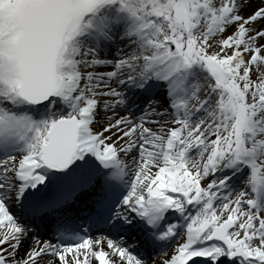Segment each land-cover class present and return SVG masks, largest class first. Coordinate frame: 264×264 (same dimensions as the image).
I'll return each instance as SVG.
<instances>
[{"label": "snow or ice", "instance_id": "1", "mask_svg": "<svg viewBox=\"0 0 264 264\" xmlns=\"http://www.w3.org/2000/svg\"><path fill=\"white\" fill-rule=\"evenodd\" d=\"M0 264H264V0H0Z\"/></svg>", "mask_w": 264, "mask_h": 264}, {"label": "rangeland", "instance_id": "2", "mask_svg": "<svg viewBox=\"0 0 264 264\" xmlns=\"http://www.w3.org/2000/svg\"><path fill=\"white\" fill-rule=\"evenodd\" d=\"M253 75H255V72H253Z\"/></svg>", "mask_w": 264, "mask_h": 264}]
</instances>
